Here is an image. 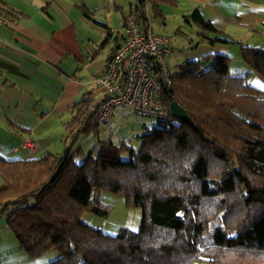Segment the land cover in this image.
<instances>
[{
  "label": "trees",
  "instance_id": "1",
  "mask_svg": "<svg viewBox=\"0 0 264 264\" xmlns=\"http://www.w3.org/2000/svg\"><path fill=\"white\" fill-rule=\"evenodd\" d=\"M146 3L153 20L164 21L162 6L178 1L137 0L138 21L146 20ZM185 21L200 28V41L241 45L199 10ZM240 53L245 75L230 73L226 55L209 67L178 65L160 96L169 117L141 137L138 151L100 139L96 155L75 162L80 138L101 134L94 100L84 94L63 125L71 141L63 154L0 156V219L6 217L20 248L31 258L58 251L50 264H264V91L247 81L253 73L264 78V49L241 46ZM173 101L188 120L172 117ZM103 191L142 209L139 231L110 236L82 222L85 213L110 215Z\"/></svg>",
  "mask_w": 264,
  "mask_h": 264
},
{
  "label": "crops",
  "instance_id": "2",
  "mask_svg": "<svg viewBox=\"0 0 264 264\" xmlns=\"http://www.w3.org/2000/svg\"><path fill=\"white\" fill-rule=\"evenodd\" d=\"M120 1L0 0V11L6 19L0 29L2 158L29 160L47 152H65L71 143L63 126L71 117L69 108L84 94H90L93 100L100 96L97 77L107 67L126 18L137 4L133 0L126 8ZM177 1L176 7L163 5L165 20H157L158 33H168L169 59L175 55L176 66L188 61L205 65L226 55L233 59L230 73L236 66L231 74L248 73L240 47L264 49V0ZM196 10L217 31L241 45L200 41V28L185 21ZM194 25L198 27L196 32ZM247 81L264 91L260 75L253 73ZM25 138L38 144L35 153L20 147Z\"/></svg>",
  "mask_w": 264,
  "mask_h": 264
},
{
  "label": "built area",
  "instance_id": "3",
  "mask_svg": "<svg viewBox=\"0 0 264 264\" xmlns=\"http://www.w3.org/2000/svg\"><path fill=\"white\" fill-rule=\"evenodd\" d=\"M144 14L145 21H138L134 13L127 16L117 50L97 77L100 96L91 104V110L96 113V124L101 129L108 127L117 107L155 120L169 117L160 96L162 90L173 83L167 62L171 55L170 40L155 30L147 3ZM5 24L0 11V29ZM20 147L32 153L38 150V144L30 138L23 139Z\"/></svg>",
  "mask_w": 264,
  "mask_h": 264
},
{
  "label": "rangeland",
  "instance_id": "4",
  "mask_svg": "<svg viewBox=\"0 0 264 264\" xmlns=\"http://www.w3.org/2000/svg\"><path fill=\"white\" fill-rule=\"evenodd\" d=\"M133 0H121L120 2L127 8ZM175 22V21H174ZM185 26L184 22H181ZM155 30L158 32L157 20L153 22ZM198 31V27L194 25V32ZM186 32V31H185ZM167 36L165 33H161ZM186 34L196 37V33L186 32ZM169 68L173 74L178 73V66L175 65V55L171 59H167ZM205 67L211 66L207 62ZM233 66L231 73L235 71ZM157 123L152 118L140 117L133 113L130 109L117 107L109 120L107 128L102 129L100 137L91 135L90 137H81L75 145L73 151L76 153L75 162L81 164L88 155L95 150L94 155L98 153L99 140H113L115 143L126 141L133 149L138 151L142 145L141 137L151 130ZM88 139V140H87ZM68 145L67 148L70 147ZM63 154V153H62ZM39 157V156H38ZM126 158V156H124ZM1 183V181H0ZM101 203L111 208L108 217H101L90 213H85L81 220L94 228L100 229L103 233L110 236H117L122 229H130L139 231L143 221V211L141 208H128L125 199L109 191L101 193ZM182 216V214H181ZM58 251L48 252L40 257L31 258L20 248L18 241L7 225L6 217L0 219V264H50L59 257Z\"/></svg>",
  "mask_w": 264,
  "mask_h": 264
},
{
  "label": "water",
  "instance_id": "5",
  "mask_svg": "<svg viewBox=\"0 0 264 264\" xmlns=\"http://www.w3.org/2000/svg\"><path fill=\"white\" fill-rule=\"evenodd\" d=\"M170 113L172 117L177 118V119H181V120L189 119L188 113L181 105H179L177 101H173L170 104Z\"/></svg>",
  "mask_w": 264,
  "mask_h": 264
}]
</instances>
